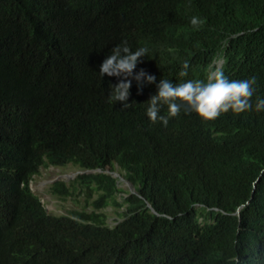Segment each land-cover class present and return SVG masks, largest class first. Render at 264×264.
Here are the masks:
<instances>
[{
    "label": "trees",
    "instance_id": "trees-1",
    "mask_svg": "<svg viewBox=\"0 0 264 264\" xmlns=\"http://www.w3.org/2000/svg\"><path fill=\"white\" fill-rule=\"evenodd\" d=\"M98 1L0 0V264H264V111L182 109L164 126L145 113L154 84L133 82L123 108L98 72L126 40L149 48L137 68L157 80L205 81L221 57L260 96L264 0ZM66 164L92 171L52 194L75 183L90 211L49 213L31 190L41 166Z\"/></svg>",
    "mask_w": 264,
    "mask_h": 264
},
{
    "label": "clouds",
    "instance_id": "clouds-1",
    "mask_svg": "<svg viewBox=\"0 0 264 264\" xmlns=\"http://www.w3.org/2000/svg\"><path fill=\"white\" fill-rule=\"evenodd\" d=\"M84 1L89 7L101 3L98 0ZM190 23L197 24V18L192 17ZM148 53L147 46L142 45L133 49L126 40H122L105 55L98 65L100 76L107 74L117 77L115 83H110L107 93L110 101L113 103L119 101L121 107L127 108L130 106L128 97L133 82L136 83L138 91L147 84H154L156 90L147 99L145 113L152 123L160 121L164 126H167L170 117L177 116L182 109L185 113H195L205 120L221 117V113L229 110L234 113L253 109L257 112L264 111V84L260 85L258 91L260 96L255 97L256 77L226 73L227 71L221 69L223 58L216 57L205 66L203 71L205 75L202 77L205 81L196 80L195 76H188V80L177 83L167 78L157 80L155 74L137 68L141 58ZM188 68V61H184L180 76H186ZM162 108H166V115L161 114ZM120 176L123 178L121 179ZM117 177L127 184L130 192L135 193L131 181L124 178L122 173ZM56 181L58 180L51 183ZM127 181L131 183L132 189L129 188Z\"/></svg>",
    "mask_w": 264,
    "mask_h": 264
},
{
    "label": "rangeland",
    "instance_id": "rangeland-1",
    "mask_svg": "<svg viewBox=\"0 0 264 264\" xmlns=\"http://www.w3.org/2000/svg\"><path fill=\"white\" fill-rule=\"evenodd\" d=\"M87 172L80 170L71 164H66L63 166H44L40 167L38 173L33 175L29 185L31 190L38 195L43 203L45 209L52 214L58 215L63 213H68L71 210H84L90 211L88 203L86 205L84 194L79 190V187L72 185L70 187L71 194L66 197H59L52 194L50 190V181L52 180H63L64 182H70L77 174ZM121 172L116 169L112 174L114 176L119 175ZM117 185L122 188H128L127 184L121 180L117 179ZM107 215L108 224H113L115 221L116 213L111 206L101 209Z\"/></svg>",
    "mask_w": 264,
    "mask_h": 264
},
{
    "label": "water",
    "instance_id": "water-1",
    "mask_svg": "<svg viewBox=\"0 0 264 264\" xmlns=\"http://www.w3.org/2000/svg\"><path fill=\"white\" fill-rule=\"evenodd\" d=\"M86 171H87V172H90L91 169H87ZM120 178L122 179L123 177L120 176ZM53 181H55V180H52V181H50V182H53ZM127 183H128L129 188L132 189V185H131V183H130L129 181H127Z\"/></svg>",
    "mask_w": 264,
    "mask_h": 264
}]
</instances>
